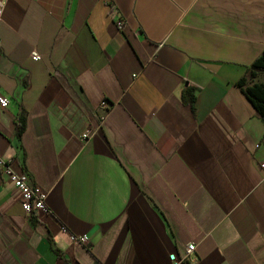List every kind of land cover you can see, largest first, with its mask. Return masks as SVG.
Returning a JSON list of instances; mask_svg holds the SVG:
<instances>
[{
  "label": "crops",
  "instance_id": "1",
  "mask_svg": "<svg viewBox=\"0 0 264 264\" xmlns=\"http://www.w3.org/2000/svg\"><path fill=\"white\" fill-rule=\"evenodd\" d=\"M0 1V160L49 209L0 167V264H264V120L238 86L264 0Z\"/></svg>",
  "mask_w": 264,
  "mask_h": 264
},
{
  "label": "built area",
  "instance_id": "2",
  "mask_svg": "<svg viewBox=\"0 0 264 264\" xmlns=\"http://www.w3.org/2000/svg\"><path fill=\"white\" fill-rule=\"evenodd\" d=\"M2 3L0 1V15L2 14ZM122 26V23H120ZM32 59L34 61H41L42 56L38 52L32 53ZM11 104V99L8 96L3 95L0 92V106L3 109H7ZM104 120V118H103ZM97 133V130L87 132L84 135V139L92 138ZM0 167L3 173L8 177L10 183L17 189L21 197V203L25 212L32 216L33 214H41L49 212L47 206L48 194L37 190L29 174L17 172L9 162L0 160ZM260 167L264 172V160L261 162ZM73 240L78 243L86 244L89 240L87 236L73 237ZM196 245L189 244L187 251L182 257H178L175 254L170 255L172 264H191L196 262V258L192 255L195 251Z\"/></svg>",
  "mask_w": 264,
  "mask_h": 264
},
{
  "label": "trees",
  "instance_id": "3",
  "mask_svg": "<svg viewBox=\"0 0 264 264\" xmlns=\"http://www.w3.org/2000/svg\"><path fill=\"white\" fill-rule=\"evenodd\" d=\"M1 55L2 51L0 50V57ZM238 86L264 120V51L253 64L247 67L246 74L239 81ZM198 90V87L188 85L181 94L182 102L190 106L194 113L196 112ZM27 120L28 115L25 110H21L15 117L16 144L20 153L24 152L22 138L27 128ZM34 216L35 214L32 215V218ZM34 222L36 221L34 220ZM67 263L70 264L68 260Z\"/></svg>",
  "mask_w": 264,
  "mask_h": 264
}]
</instances>
